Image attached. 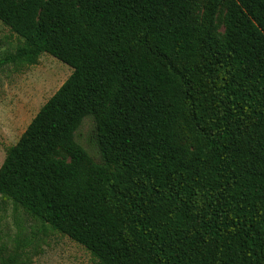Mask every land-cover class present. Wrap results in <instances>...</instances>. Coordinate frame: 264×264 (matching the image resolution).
Masks as SVG:
<instances>
[{
  "label": "trees",
  "instance_id": "1",
  "mask_svg": "<svg viewBox=\"0 0 264 264\" xmlns=\"http://www.w3.org/2000/svg\"><path fill=\"white\" fill-rule=\"evenodd\" d=\"M0 21L22 38L0 64L72 68L1 197L99 264H264V0H0Z\"/></svg>",
  "mask_w": 264,
  "mask_h": 264
},
{
  "label": "rangeland",
  "instance_id": "2",
  "mask_svg": "<svg viewBox=\"0 0 264 264\" xmlns=\"http://www.w3.org/2000/svg\"><path fill=\"white\" fill-rule=\"evenodd\" d=\"M223 28V27H221ZM22 38L0 21V60L15 53ZM72 68L48 53L37 63L0 64V166L42 105ZM76 139L94 151V122L86 117ZM0 264H99L82 245L53 230L11 199L0 196Z\"/></svg>",
  "mask_w": 264,
  "mask_h": 264
}]
</instances>
